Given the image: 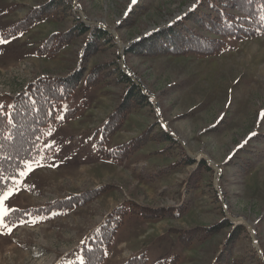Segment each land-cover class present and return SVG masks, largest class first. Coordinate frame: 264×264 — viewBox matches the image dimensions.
<instances>
[{
  "label": "rangeland",
  "instance_id": "rangeland-1",
  "mask_svg": "<svg viewBox=\"0 0 264 264\" xmlns=\"http://www.w3.org/2000/svg\"><path fill=\"white\" fill-rule=\"evenodd\" d=\"M46 1L0 0V103L10 105L37 79L77 72V87L55 121L70 110L74 116L47 130L41 146H52L55 156L27 162L3 193H13L4 205L36 209L104 188L48 219L9 224L0 218V264L78 260L89 233L122 204L176 210L158 221L126 215L102 264L138 254L149 263L264 264V35L224 38L212 55L143 54L138 50H146L147 41L203 0H53L57 4L43 17L35 11ZM28 14L34 20L26 30L12 32ZM51 33L65 35L67 44L38 55ZM101 64L105 70L89 83L103 80L85 86ZM125 77L147 103L128 111L103 148L143 133L159 140L113 162L97 151L99 130L123 100ZM197 168L200 176L190 178ZM216 224L223 227L212 236L183 245L184 230Z\"/></svg>",
  "mask_w": 264,
  "mask_h": 264
},
{
  "label": "trees",
  "instance_id": "trees-1",
  "mask_svg": "<svg viewBox=\"0 0 264 264\" xmlns=\"http://www.w3.org/2000/svg\"><path fill=\"white\" fill-rule=\"evenodd\" d=\"M56 4L53 0L46 1L40 7H36L38 11L35 12H40L39 14L45 17V13L50 11ZM33 16L28 14L24 19L16 22L10 28L11 31H25L30 22H33ZM78 24L76 29L81 30L80 28H83L81 27L82 24ZM105 34L106 32L102 31V35ZM258 35H264V0H203V3L199 4L194 10H190L183 17L156 33V40L145 43L144 48L146 50L139 49L138 51L143 54L194 53L197 55H212L220 52L224 47V38L234 37L240 39ZM98 37L99 35L94 32L93 38ZM65 38L63 34L51 33L43 40L36 53L40 56L51 54L56 48L67 44ZM99 70L104 71L105 67L102 64L95 65L91 69L90 77L85 86H92L103 80L102 75L101 79L89 83L90 78H96ZM123 80L127 84L123 100L116 107V110L109 115L108 119L103 122L102 128L99 130L101 138L98 141L97 151L102 158L113 162L125 161L148 141L154 140V142H157L159 140V138L152 139L150 134L143 133L141 135H145L144 138L139 135L128 141L126 145L121 144L112 149L103 148V144L108 142L110 136L121 126L128 111L147 103L146 96L142 94L136 84L126 77ZM77 83V72L58 78L42 77L28 84L14 98H10V105H6L5 102L0 103V194H3L14 184V180L27 162H32L37 158L48 160L55 156L53 147H42L41 141L49 128L62 123L64 119H70L74 116L72 110H70L63 114V120L55 121V115L60 105L74 92ZM143 132H146V130ZM168 139V137H164L165 141ZM194 173L190 175V178L193 177L194 179L200 176L201 172L197 168ZM103 188L98 186L80 195L67 197L64 200H58L36 209H14L4 216V221L12 224L17 221L22 222L29 217L48 219L52 213L54 214L58 210L69 209L76 206L78 202L82 203L87 199L97 198L103 192ZM174 210L176 209L173 207L140 208L135 204H130L129 207H126L125 204L116 206L89 233L84 245L80 247L79 259L69 264H102L126 215L135 213L146 220L158 221L173 216ZM217 226L218 224L211 227L196 226L189 231L184 230L185 235L180 236L181 241L184 246L188 247L193 242V238L200 241L212 236L214 232L223 227V224ZM237 228L239 227L233 228V234ZM195 231H198V233L193 237L192 234ZM120 264H175V262L174 260H158L149 263L143 254H138L128 257Z\"/></svg>",
  "mask_w": 264,
  "mask_h": 264
},
{
  "label": "snow or ice",
  "instance_id": "snow-or-ice-1",
  "mask_svg": "<svg viewBox=\"0 0 264 264\" xmlns=\"http://www.w3.org/2000/svg\"><path fill=\"white\" fill-rule=\"evenodd\" d=\"M133 2H135V0H133ZM0 42H3V41H0ZM26 169H27V172L33 171L30 165H26ZM26 174H27L26 172L21 173V175H26ZM12 194L13 193L0 194V218L7 215L9 210L7 209V207H5L4 201L8 199ZM9 234H10V229H9Z\"/></svg>",
  "mask_w": 264,
  "mask_h": 264
},
{
  "label": "bare ground",
  "instance_id": "bare-ground-1",
  "mask_svg": "<svg viewBox=\"0 0 264 264\" xmlns=\"http://www.w3.org/2000/svg\"><path fill=\"white\" fill-rule=\"evenodd\" d=\"M235 222H236V223H244V221H242L240 218L235 219Z\"/></svg>",
  "mask_w": 264,
  "mask_h": 264
},
{
  "label": "crops",
  "instance_id": "crops-1",
  "mask_svg": "<svg viewBox=\"0 0 264 264\" xmlns=\"http://www.w3.org/2000/svg\"><path fill=\"white\" fill-rule=\"evenodd\" d=\"M106 261V260H105ZM118 264H120V262H118Z\"/></svg>",
  "mask_w": 264,
  "mask_h": 264
}]
</instances>
